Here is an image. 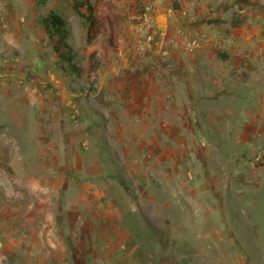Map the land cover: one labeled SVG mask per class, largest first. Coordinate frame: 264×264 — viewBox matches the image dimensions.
Returning <instances> with one entry per match:
<instances>
[{
    "label": "rangeland",
    "instance_id": "374dc122",
    "mask_svg": "<svg viewBox=\"0 0 264 264\" xmlns=\"http://www.w3.org/2000/svg\"><path fill=\"white\" fill-rule=\"evenodd\" d=\"M83 1L0 0V264H264V0Z\"/></svg>",
    "mask_w": 264,
    "mask_h": 264
},
{
    "label": "trees",
    "instance_id": "16d2710c",
    "mask_svg": "<svg viewBox=\"0 0 264 264\" xmlns=\"http://www.w3.org/2000/svg\"><path fill=\"white\" fill-rule=\"evenodd\" d=\"M38 4H45L47 0H36ZM101 0H95L94 3L90 0H84L78 4V7L84 8L86 13H79L85 20L87 27V36L90 42H94L98 37L103 34L108 36V43L112 49H117L118 30L121 26V19L114 14L109 7L104 14L100 11ZM178 5H176V8ZM80 12V11H78ZM45 29L47 36L53 40L57 38V42L53 44V52L58 55L60 60L69 61L71 59V50L67 49L65 52L61 51L59 44H65L67 39V22L64 18L56 13H50L40 21ZM65 48L67 45H65ZM100 66L97 63L96 68Z\"/></svg>",
    "mask_w": 264,
    "mask_h": 264
},
{
    "label": "built area",
    "instance_id": "2783aa9c",
    "mask_svg": "<svg viewBox=\"0 0 264 264\" xmlns=\"http://www.w3.org/2000/svg\"><path fill=\"white\" fill-rule=\"evenodd\" d=\"M152 7L151 6H147L146 7V11L143 13V14H141L140 16H139V19H140V21H141V26L143 27V26H148L149 25V22H150V13H151V9ZM149 39H151V36H149ZM196 43L195 42H193V43H188V46H194Z\"/></svg>",
    "mask_w": 264,
    "mask_h": 264
},
{
    "label": "crops",
    "instance_id": "0c3cea01",
    "mask_svg": "<svg viewBox=\"0 0 264 264\" xmlns=\"http://www.w3.org/2000/svg\"><path fill=\"white\" fill-rule=\"evenodd\" d=\"M176 29H178V30H176ZM173 31L174 32H179V28H174ZM164 33H165V30H163L161 32V36H163ZM197 61H199V59ZM193 67L195 68V70H197L199 72V75L206 76V73H207L206 69L204 68V66H201L200 63H198V64L196 63V65L193 66Z\"/></svg>",
    "mask_w": 264,
    "mask_h": 264
},
{
    "label": "bare ground",
    "instance_id": "6f19581e",
    "mask_svg": "<svg viewBox=\"0 0 264 264\" xmlns=\"http://www.w3.org/2000/svg\"><path fill=\"white\" fill-rule=\"evenodd\" d=\"M39 183V182H38ZM36 190H37V187H36ZM39 190H42V189H39ZM45 191V190H44ZM41 192H43V191H41ZM46 194V193H45ZM44 194V195H45ZM33 195V194H32ZM28 226V225H27ZM5 230V229H4ZM7 230V229H6ZM8 233V232H7ZM1 236V235H0ZM12 236H13V234H12ZM10 237V236H9ZM5 240V239H4ZM5 242V241H4ZM9 242H11V241H9ZM5 244V243H4ZM7 246V245H6ZM1 248V247H0ZM14 251V250H13Z\"/></svg>",
    "mask_w": 264,
    "mask_h": 264
}]
</instances>
